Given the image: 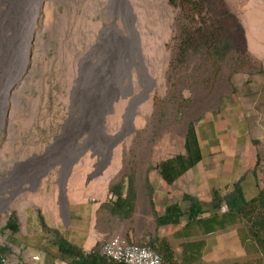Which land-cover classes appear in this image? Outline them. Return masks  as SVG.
<instances>
[{"label":"rangeland","instance_id":"obj_1","mask_svg":"<svg viewBox=\"0 0 264 264\" xmlns=\"http://www.w3.org/2000/svg\"><path fill=\"white\" fill-rule=\"evenodd\" d=\"M219 1L228 11L222 17L230 14L239 28L234 91L227 62L218 73L196 68L197 84L184 66L176 72L173 38L186 7L170 0H37L21 72L13 67L0 79V197L6 198L0 202V231L22 207V214L31 210L65 223L68 205L78 201L91 207L92 223L103 238L100 247L122 238L158 251L165 240L177 264H260L261 254L242 222L183 237L178 230L185 222L161 226L156 220L168 204L185 206L184 194L209 204L214 191L230 192L218 175L211 176L216 168L209 160L172 185L155 166L183 150L190 120L198 126L211 112L220 115L252 93L259 75L264 78V0ZM6 35L20 42L11 30ZM183 80V95L191 101L180 105L176 83ZM257 168L264 190V163ZM121 181L125 196L133 181L135 199L113 213L110 188ZM197 240L202 250L187 260L185 255L194 252L185 244Z\"/></svg>","mask_w":264,"mask_h":264},{"label":"trees","instance_id":"obj_2","mask_svg":"<svg viewBox=\"0 0 264 264\" xmlns=\"http://www.w3.org/2000/svg\"><path fill=\"white\" fill-rule=\"evenodd\" d=\"M170 2L180 8L186 7V11L182 12L181 16L176 19L178 32L173 38L176 42L175 59L173 60V62L176 61V72L180 66H184L186 71H191L188 73V78L197 84L199 80L197 75L193 73L196 68L207 73L209 70H216L218 73L221 65L227 62L231 66L228 82L232 87L233 76L239 73L241 61L238 55H235V41L239 37L237 22L231 19L230 14H227L225 19L222 17L228 11L219 0H190V2L170 0ZM190 67L194 69L190 70ZM185 81H181L180 86L176 83V89L179 87L176 100L181 101L180 105H183V102L189 103L191 101V97L183 95ZM234 90L233 88L232 91ZM185 105L190 106L191 104ZM201 159L202 153L195 121L190 120L184 135L183 150L159 162L155 168L159 171L163 181L172 185L188 170L195 168ZM130 185L127 196L123 195L125 183L122 181L110 188L108 202L112 203L110 209L113 213L133 205L135 199V195L132 193L134 191L133 181L130 182ZM182 201L185 206L179 203L168 204L164 212L156 216L157 223L166 226L180 225L185 222L181 230H178V235L190 237L197 234L206 236L218 229H224L228 225L242 222L246 226V235L248 234V239L252 242L251 245L256 247L261 254L260 264H264L263 190L256 197L247 199L242 188L236 183L234 189L224 196H221L218 191H214L209 204L202 203L191 194H184ZM223 203L226 204L227 208L225 212H222ZM3 229L17 231V219L11 218ZM59 246L61 252L72 259V264H120L107 259L101 253V247L98 245L91 252L62 240L59 241ZM185 247V250L194 252L187 253L185 258L193 261L202 250V242L197 240L191 244L186 243ZM157 248L163 264H177L174 260L173 250L165 240H160Z\"/></svg>","mask_w":264,"mask_h":264},{"label":"crops","instance_id":"obj_3","mask_svg":"<svg viewBox=\"0 0 264 264\" xmlns=\"http://www.w3.org/2000/svg\"><path fill=\"white\" fill-rule=\"evenodd\" d=\"M258 79L252 93L244 94L243 101L237 98L227 110L221 108L220 115L211 112L195 126L202 153L199 163L209 160L216 168L211 176L218 175L228 191L239 184L247 199L263 190L257 166L264 163V78L259 75ZM23 211L22 207L21 214ZM67 212L65 223L48 221L31 210L18 215L17 231L4 230V227L0 231V249H5L0 253L10 258L11 264H72V259L61 252L59 241L88 252L96 245L100 247L103 238L91 219V207L76 201L71 207L68 205Z\"/></svg>","mask_w":264,"mask_h":264},{"label":"bare ground","instance_id":"obj_4","mask_svg":"<svg viewBox=\"0 0 264 264\" xmlns=\"http://www.w3.org/2000/svg\"><path fill=\"white\" fill-rule=\"evenodd\" d=\"M5 2H7L6 9L4 7ZM36 2L37 0H0V79L4 77V73H11L13 70L11 68L13 67L14 69L17 68L18 71L20 63L24 58V46L29 31L31 14ZM22 11H24L23 16L20 15ZM7 30H11L14 36L20 37L18 44L13 39L7 37ZM7 63L8 67L5 68V64ZM21 66L23 67V63ZM21 75L22 73L20 76L18 75L17 79H20ZM5 101H7V97Z\"/></svg>","mask_w":264,"mask_h":264},{"label":"built area","instance_id":"obj_5","mask_svg":"<svg viewBox=\"0 0 264 264\" xmlns=\"http://www.w3.org/2000/svg\"><path fill=\"white\" fill-rule=\"evenodd\" d=\"M101 253L120 264H163L161 255L148 244H137L122 238H112L103 243ZM0 264H11L10 258L0 254Z\"/></svg>","mask_w":264,"mask_h":264},{"label":"flooded vegetation","instance_id":"obj_6","mask_svg":"<svg viewBox=\"0 0 264 264\" xmlns=\"http://www.w3.org/2000/svg\"><path fill=\"white\" fill-rule=\"evenodd\" d=\"M4 98H3V92L0 95V127L4 125ZM0 135H1V130H0ZM40 163V162H39ZM36 163H31V165H34ZM37 165V164H36ZM3 182H6V180H2ZM8 192V194H11L10 192H12L11 190L6 191V193ZM6 198L0 197V202L1 201H5Z\"/></svg>","mask_w":264,"mask_h":264},{"label":"water","instance_id":"obj_7","mask_svg":"<svg viewBox=\"0 0 264 264\" xmlns=\"http://www.w3.org/2000/svg\"><path fill=\"white\" fill-rule=\"evenodd\" d=\"M5 111H6V113L8 112V106L6 107ZM32 159H33V157H31L30 159H28L24 162H19L18 164H26V163L30 162V160H32Z\"/></svg>","mask_w":264,"mask_h":264}]
</instances>
